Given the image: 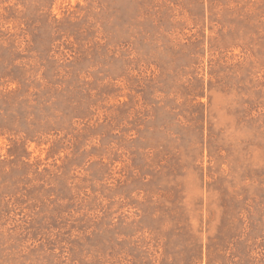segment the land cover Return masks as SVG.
<instances>
[{
	"label": "rangeland",
	"instance_id": "1",
	"mask_svg": "<svg viewBox=\"0 0 264 264\" xmlns=\"http://www.w3.org/2000/svg\"><path fill=\"white\" fill-rule=\"evenodd\" d=\"M0 264H264V0H0Z\"/></svg>",
	"mask_w": 264,
	"mask_h": 264
}]
</instances>
